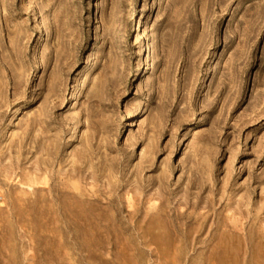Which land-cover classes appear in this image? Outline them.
Wrapping results in <instances>:
<instances>
[{
    "label": "rangeland",
    "instance_id": "rangeland-1",
    "mask_svg": "<svg viewBox=\"0 0 264 264\" xmlns=\"http://www.w3.org/2000/svg\"><path fill=\"white\" fill-rule=\"evenodd\" d=\"M0 264H264V0H0Z\"/></svg>",
    "mask_w": 264,
    "mask_h": 264
}]
</instances>
